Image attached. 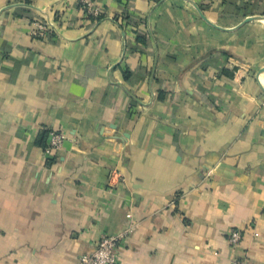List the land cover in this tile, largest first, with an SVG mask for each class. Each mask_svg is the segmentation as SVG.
<instances>
[{"label":"crops","instance_id":"0c3cea01","mask_svg":"<svg viewBox=\"0 0 264 264\" xmlns=\"http://www.w3.org/2000/svg\"><path fill=\"white\" fill-rule=\"evenodd\" d=\"M95 2L0 0V264H264V0Z\"/></svg>","mask_w":264,"mask_h":264},{"label":"built area","instance_id":"2783aa9c","mask_svg":"<svg viewBox=\"0 0 264 264\" xmlns=\"http://www.w3.org/2000/svg\"><path fill=\"white\" fill-rule=\"evenodd\" d=\"M30 2L34 0H29ZM79 8L87 18H99L102 10L96 5L95 0H76ZM35 30L32 35L43 38L48 34L50 28L43 23H35ZM66 136L58 131L50 132L49 143L46 149L47 153L54 150L62 149ZM128 231L120 232L113 235H103L96 248L80 258L79 264H119L118 252L122 243L126 240ZM258 236V234H255ZM242 240V231L233 230L229 233L227 241L232 247L240 245ZM230 264H249L245 257H238L231 260Z\"/></svg>","mask_w":264,"mask_h":264},{"label":"water","instance_id":"95a60500","mask_svg":"<svg viewBox=\"0 0 264 264\" xmlns=\"http://www.w3.org/2000/svg\"><path fill=\"white\" fill-rule=\"evenodd\" d=\"M201 15H202V18H203L204 20L208 21L207 18H206L203 14H201ZM252 19H263V18H262V17H250V18L245 19V22H248V21H250V20H252ZM208 22H209V21H208Z\"/></svg>","mask_w":264,"mask_h":264},{"label":"trees","instance_id":"16d2710c","mask_svg":"<svg viewBox=\"0 0 264 264\" xmlns=\"http://www.w3.org/2000/svg\"><path fill=\"white\" fill-rule=\"evenodd\" d=\"M91 19H94V18H91Z\"/></svg>","mask_w":264,"mask_h":264}]
</instances>
